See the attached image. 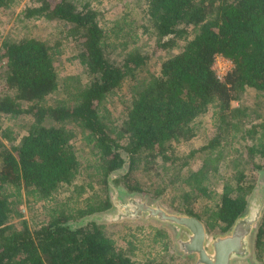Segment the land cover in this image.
Masks as SVG:
<instances>
[{
	"label": "trees",
	"instance_id": "1",
	"mask_svg": "<svg viewBox=\"0 0 264 264\" xmlns=\"http://www.w3.org/2000/svg\"><path fill=\"white\" fill-rule=\"evenodd\" d=\"M16 2L0 0V11ZM145 12L155 49L179 48L161 62L157 73L147 76L148 54L129 50V43L138 38L131 21L122 19L101 27L92 0H34L23 7L24 18L64 25L74 45L73 58L88 76L72 100L55 105L44 100L58 86L54 59L60 47L34 37L2 38L0 32V114L31 119L26 133L11 147L2 138L13 141L15 137L8 129V133L1 131L0 264H161L155 257L132 258L103 224L72 225L109 208L108 195L94 202L86 198L85 207L54 211L33 229L22 218L19 203L23 197L48 201L60 185L71 183L80 173L72 142L75 132L65 121L81 126L85 144L93 149L92 168L98 181L108 187V176L123 162V151L130 166L121 179L128 176L136 156L144 155L149 162L157 157L174 162L173 144L192 139L195 120L212 107L214 136L189 152H202L204 157L201 166L184 178L187 189L180 191L177 209L203 218L210 228L218 226L221 231L245 210L254 176L264 167V134L256 136L262 129L260 123L244 128L245 108L234 106L233 101L242 100L247 88L264 94V0H146ZM117 44L126 50L120 58L112 51ZM216 54L233 62L223 79L211 68ZM124 84L129 96L123 100L122 115L116 124L106 122L105 102ZM48 119L55 123L47 125ZM238 132L242 134L236 138ZM247 137L251 140L239 142ZM228 146L239 158H222L220 154ZM242 151L246 163L241 160ZM243 164L249 166L248 173L239 168ZM216 182L218 191L213 186ZM199 197L211 200L212 207L205 205L201 213L195 212L193 202ZM15 217L20 218L18 228L9 225ZM155 236V242L168 238L159 230ZM167 246L164 243L163 250ZM254 246L257 254H264V211Z\"/></svg>",
	"mask_w": 264,
	"mask_h": 264
},
{
	"label": "rangeland",
	"instance_id": "2",
	"mask_svg": "<svg viewBox=\"0 0 264 264\" xmlns=\"http://www.w3.org/2000/svg\"><path fill=\"white\" fill-rule=\"evenodd\" d=\"M33 2L34 0H17L16 4L9 9L0 11L1 36L2 38L8 37L11 39L34 37L49 44L58 45L60 54L54 59L58 75V86L55 91L46 96L44 102L45 104L55 105L66 100H72L74 91L87 81L88 76L84 68L73 58L75 53L74 45L72 40L67 38L66 29L62 23L44 18H24L22 16L23 7L31 5ZM92 5L98 11L101 27L106 28L113 22H122V19L131 21V24L135 26L138 38L135 42L129 43V50L136 48L142 53L148 54L149 61L144 67L145 76L157 73L161 62L166 57L178 52V47L169 51L155 49L154 32L145 12L146 0H92ZM182 43L180 42L179 45ZM122 47L117 44L112 50L114 55L118 54L119 58L126 51ZM0 70H2L1 63ZM2 82L0 79V85ZM128 94V87L124 84L121 90L108 97L105 102L104 112L106 122L109 120L116 124L119 121L123 110V100L129 96ZM241 99L240 101H233V105L245 108L247 115L242 119L245 129H249L252 123L261 124L262 129L256 134L259 138L260 135L264 134V94L256 92L252 88H247ZM30 122L31 119L24 116L13 119L0 114V137H2L1 131H7V129L9 135L15 137L13 141L2 138L6 146L11 147L12 144H17L22 135L26 133ZM45 123L52 125L55 122L48 119ZM64 125L71 127L75 132L72 142L80 163V173L73 178L71 183L60 185L48 201L32 202L31 198H22L19 208L22 218L26 220L30 229L48 220L54 211L62 209L68 211L85 207L87 204L86 198L94 202L95 200L103 199L107 195L106 185L98 181L99 176L92 168L93 155L91 153L93 149L91 145L85 144L81 126L72 121H65ZM215 125L213 108L209 107L206 113L198 117L194 122L196 135L189 141L173 144L172 157L176 159L174 162L171 161L172 159L166 161L160 157H157L153 162H149L144 155L136 156L128 176L125 179H120L119 186L126 190L133 187L145 195L157 196L162 205L168 209L181 212L177 208L181 203L179 200L180 191L187 189L184 178L187 177L190 171L197 170L201 166L204 157L202 152H195L193 155H190L189 152L208 143L211 137L214 136ZM240 133L238 132L236 138L239 135L241 136L242 133ZM250 140L251 137H247V141L243 139L239 140V142L244 143ZM239 142L236 139V147L239 146ZM119 143L124 144V140H120ZM234 152L228 146L220 155L222 158L227 156L230 160L239 158L238 155L234 156ZM241 160L246 163L245 151H242ZM222 167L223 162H221ZM239 168L245 170L246 173L249 171L247 164H243ZM263 168L255 174L253 187L256 185L259 172ZM88 183L90 184L88 185ZM213 186L217 191L220 188L217 182ZM161 189H163V192H158ZM79 192L81 193L78 194ZM90 201L89 203H91ZM205 205L210 208L213 202L205 199V197H199L193 202V209L195 212H200ZM98 224H103L105 231L116 241V244L128 251L134 259L144 260L147 257H155L156 261L161 264H189L187 260L178 257L174 253L171 235L161 225L139 220L98 222ZM9 225H13L15 228L20 227V218H12L9 221ZM157 230L167 233V241L164 239L154 241L157 237L155 236ZM164 243L168 245L167 250H163ZM257 262L264 264V254L261 256L258 254Z\"/></svg>",
	"mask_w": 264,
	"mask_h": 264
},
{
	"label": "water",
	"instance_id": "3",
	"mask_svg": "<svg viewBox=\"0 0 264 264\" xmlns=\"http://www.w3.org/2000/svg\"><path fill=\"white\" fill-rule=\"evenodd\" d=\"M125 164L108 176V191L112 207L88 214L74 227L94 222L123 220L153 222L165 227L172 235L174 249L191 258V264H251L250 246L253 227L264 209V168L247 197L246 211L240 214L230 230L209 235L203 222L195 216L168 209L159 198L140 193H124L113 183V177L129 169V157L123 151ZM253 229V230H252Z\"/></svg>",
	"mask_w": 264,
	"mask_h": 264
},
{
	"label": "flooded vegetation",
	"instance_id": "4",
	"mask_svg": "<svg viewBox=\"0 0 264 264\" xmlns=\"http://www.w3.org/2000/svg\"><path fill=\"white\" fill-rule=\"evenodd\" d=\"M122 155L124 156V154L121 153V156H122ZM123 156H122V157H123ZM125 163H126V162H125V159H124V157H123V162L121 163V165H120L119 167L115 168L114 170H116V169H118V168H121V167L123 166V164H125ZM129 166H130V164H129ZM114 170H113V171H114ZM128 170H129V169H128ZM128 170H127L124 174H121V175H118V176H116V177H113V179L117 178V179H119V181H120V179H121V178H122V177L128 172ZM109 175H110V174H109ZM119 181H118L117 183H115L114 180H113V183H114V185H115L119 190H121L122 192H124V193H133V192H136V193H140V194L143 195V196L145 195V194L141 193L140 190H138V189L130 190V188H128V189L126 190V189L122 188V187L119 186V184H118ZM107 195H108L109 202H110V207H109V208H111V207H112V204H111V201H110V196H109L108 187H107ZM146 195H147V194H146ZM148 196H150V195H148ZM150 197H151V198H159V197H157V196H154V197H153V196H150ZM246 206H247V205H246ZM109 208H107V209H109ZM246 208H247V207H245V210H244V211H246ZM107 209H105V210H107ZM101 211H104V210H101ZM101 211H97V212H101ZM244 211H243V212H244ZM263 211H264V209H263ZM263 211H262V214H261L259 220L255 223V225H254V227H253L254 230L252 229L253 231H252L251 246H250V257H249V260H250L251 264H259V263L257 262L258 254H257V252H256V249H255V246H254V242H255V234H256V230H257V228H258V226H259V224H260V221H261V219H262ZM243 212H242V213H243ZM94 213H95V212H94ZM180 213H184V212H180ZM184 214H187V213H184ZM187 215H190V214H187ZM192 216H195V215H192ZM195 217H197V216H195ZM197 218L200 219V220L203 222V224L205 225L206 231H207V233H208L209 235H213V234H216V233H224V232L230 230L232 224L234 223V222H233L227 230H225V231H221L220 227L216 226V227H212V228H210V227L206 224V222L204 221L203 218H199V217H197ZM234 221H235V220H234ZM216 229H218V230H216ZM170 235H171V234H170ZM171 243H172V248H173L174 253H175L176 255H178V257L187 260V261L189 262V264H191V258L187 257L186 255H183L182 253L178 254V253L176 252V250L174 249V245H173V241H172V235H171Z\"/></svg>",
	"mask_w": 264,
	"mask_h": 264
},
{
	"label": "built area",
	"instance_id": "5",
	"mask_svg": "<svg viewBox=\"0 0 264 264\" xmlns=\"http://www.w3.org/2000/svg\"><path fill=\"white\" fill-rule=\"evenodd\" d=\"M211 68L218 79H223L232 70L233 62L222 54H216Z\"/></svg>",
	"mask_w": 264,
	"mask_h": 264
}]
</instances>
